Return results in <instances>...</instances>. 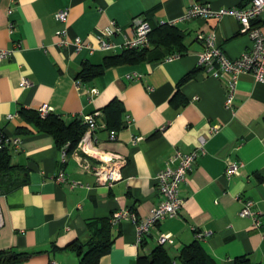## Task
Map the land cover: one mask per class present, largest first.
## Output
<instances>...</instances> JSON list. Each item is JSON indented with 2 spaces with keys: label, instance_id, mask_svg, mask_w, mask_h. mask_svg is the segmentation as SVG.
Wrapping results in <instances>:
<instances>
[{
  "label": "crops",
  "instance_id": "0c3cea01",
  "mask_svg": "<svg viewBox=\"0 0 264 264\" xmlns=\"http://www.w3.org/2000/svg\"><path fill=\"white\" fill-rule=\"evenodd\" d=\"M247 2L0 0V49L10 51L0 59V130L19 139L17 146L7 148L22 181L0 194V250L30 254L8 264H78L68 245L87 237V224L121 210L136 219L147 216L162 198L155 174L176 165L175 152L198 148L199 138H203L201 149L178 184L182 204L176 214L155 223L138 243L128 217L111 224L109 248L97 264H136L137 256L148 255L158 244L173 258L182 245L195 240L196 232L204 231L210 234L197 241L213 264H233L238 256L264 264V80L239 73L231 107H224V84L197 64L203 47L198 35L211 34L214 45L229 59L246 51L250 40L238 31V22L229 13L183 18L195 3L216 10ZM62 9L66 14L60 24L54 14ZM134 19L150 27L174 26L182 32L186 50L170 57L160 48H150L141 62L107 67L76 87L83 63L99 64L124 48V40L132 37ZM111 23L117 32L109 33ZM251 25L264 34V18L253 19ZM74 38L94 50H75ZM61 39L67 44L59 45ZM101 39L113 46L99 50ZM192 70L194 75L180 82ZM22 78L30 84L20 86ZM113 102L118 112L107 109ZM41 106L65 122L97 113L90 146L124 158L120 179L111 186L96 183L97 161L87 156L88 167L82 168L79 151L59 160L53 139L35 131L18 114L20 109L28 112ZM7 114L17 115L7 119ZM134 137L141 139L132 143ZM227 162L240 164L237 175L226 178ZM245 200L259 214L257 228L238 215ZM158 234H169V241L158 243Z\"/></svg>",
  "mask_w": 264,
  "mask_h": 264
},
{
  "label": "built area",
  "instance_id": "2783aa9c",
  "mask_svg": "<svg viewBox=\"0 0 264 264\" xmlns=\"http://www.w3.org/2000/svg\"><path fill=\"white\" fill-rule=\"evenodd\" d=\"M231 14L238 22V31L246 34L250 40L249 48L239 54L234 59L227 58L223 52L214 45L213 36L211 34H199L198 38L202 42L203 47L198 54L197 64L205 68V73L216 79H220L224 84V98L223 105L226 108L231 107L232 96L234 91V84L236 77L239 73H249L252 75L255 81L264 80V34H262L258 28L251 25V21L257 17L264 18V0H248L247 4L243 6L234 7L232 9L219 8L216 10L211 9L206 4H193L191 5L183 15V18L194 17H215L219 18L224 14ZM66 11L64 9L58 10L54 14V18L62 24L65 19ZM118 28L111 23L109 26V33L117 32ZM150 26L139 19L133 20L132 37L125 39L123 42L124 48H141L148 46V33ZM60 33V32H58ZM59 45L64 46L67 41L61 39L58 42ZM75 50L85 48L89 53L94 49L87 43H83L79 38H74L71 43ZM113 45L101 39L98 43L99 50H107ZM9 50L0 49V59L9 55ZM172 55L170 57H173ZM29 81L25 78L20 80V86L29 85ZM75 86L78 87L80 82L78 79L75 81ZM150 89V87L148 88ZM91 94H95L94 89H89ZM39 116H44L50 111V108L41 106L37 110ZM94 114H87L79 117L81 122L85 124V130L81 134L77 145L76 151L73 152L74 156H77L78 151L83 154V157L79 158V163L82 168H87V156L95 158L97 163L93 167V176L96 183L111 186L114 182L120 179V169L124 164V158L107 152H97L90 146V135L97 128V124L94 120ZM17 114H7L6 118L10 119ZM140 137H134L131 141L135 143L140 140ZM200 146L192 149L187 153L175 152L173 158L177 159L175 166H167L155 174L154 182L157 193L162 197L160 202L152 207L147 216L136 219L134 215L128 210H121L113 212L108 218L110 224L116 223L118 220L128 217L134 225L135 240L138 243L141 238L148 232L149 228L153 227L155 223L164 217H170L176 214L177 210L182 204V199L178 197V184L185 179L186 174L192 168L193 162L198 155V150L201 149L203 144V138H199ZM19 144L18 137H8L0 130V149L7 146H17ZM65 145L59 149V160L63 161L65 156ZM240 164L236 162H227L224 168V174L226 178L238 174ZM63 177L62 172L57 174V179L61 180ZM73 184V182L71 183ZM251 202L245 200L243 207L239 210L238 215L241 217H247L251 221V225L257 228L260 225L258 219V213L250 209ZM2 225V219L0 214V227ZM210 234L209 231L196 232L194 239L200 240ZM169 241V234H158L157 241L162 243L163 241Z\"/></svg>",
  "mask_w": 264,
  "mask_h": 264
},
{
  "label": "trees",
  "instance_id": "16d2710c",
  "mask_svg": "<svg viewBox=\"0 0 264 264\" xmlns=\"http://www.w3.org/2000/svg\"><path fill=\"white\" fill-rule=\"evenodd\" d=\"M148 46L141 48H122L120 52L105 56L101 63L90 65L83 63L77 78L81 82H87L99 75L105 68L118 64H135L146 58L150 48H160L170 55H180L186 50L183 42V34L177 28L168 24H160L150 27L147 35ZM197 70V69H196ZM195 73L192 70L186 73L180 82L190 79ZM115 112L117 103L113 102L107 106ZM21 118L31 125L35 131L48 134L60 149L65 145V152L76 151L77 142L85 129V124L79 117H73L71 121L65 122L54 112H48L39 116L36 110L25 112L18 110ZM21 130V129H18ZM19 168L10 164V154L7 147L0 149V194L6 193L22 183ZM110 222L107 218H101L87 224V237L80 242H72L68 249L74 251L78 258V264H97L99 257L106 253L111 242ZM27 252L13 249L0 250V264H8L27 258ZM136 264H213L211 258L204 251L200 243L194 241L182 245L175 257H170L164 248L158 244L153 247L148 255L137 256ZM233 264H258L252 263L246 256L234 258Z\"/></svg>",
  "mask_w": 264,
  "mask_h": 264
}]
</instances>
